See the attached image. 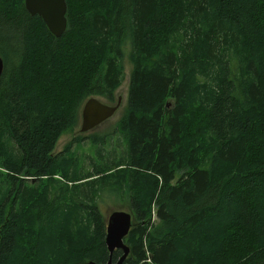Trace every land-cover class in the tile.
Segmentation results:
<instances>
[{"label":"trees","instance_id":"16d2710c","mask_svg":"<svg viewBox=\"0 0 264 264\" xmlns=\"http://www.w3.org/2000/svg\"><path fill=\"white\" fill-rule=\"evenodd\" d=\"M66 4L55 38L0 0V264L106 262L105 191L128 200L124 264H264V0ZM125 57L124 154L87 172L79 138L55 148Z\"/></svg>","mask_w":264,"mask_h":264},{"label":"rangeland","instance_id":"374dc122","mask_svg":"<svg viewBox=\"0 0 264 264\" xmlns=\"http://www.w3.org/2000/svg\"><path fill=\"white\" fill-rule=\"evenodd\" d=\"M124 67V80L115 93V101L108 103L106 99L99 97L106 104H115L117 99L120 98V107L116 113L99 127L86 133H80V108L76 126L62 134L57 142L55 152L60 153L65 150L67 144L74 141V138L81 139V142H78V144L71 143L68 156L76 159L77 166L83 170H89L92 161L95 164V162L99 163L101 159H105L110 164L113 161L119 160L124 154L125 140L121 132L117 129V122L126 108L128 74L131 67L126 57L124 58ZM96 203L98 210L103 216H107L113 210L127 211L129 207L127 198L121 197L116 191H105L101 193L96 199ZM152 218L156 219L155 216Z\"/></svg>","mask_w":264,"mask_h":264},{"label":"water","instance_id":"95a60500","mask_svg":"<svg viewBox=\"0 0 264 264\" xmlns=\"http://www.w3.org/2000/svg\"><path fill=\"white\" fill-rule=\"evenodd\" d=\"M24 7L30 16H38L42 19L49 32L56 38H60L66 30V0H24ZM3 70V62L0 57V76ZM103 104L98 99L91 97L85 101L81 111V132H87L98 126L104 120L110 118L119 106ZM131 227V216L124 211H114L107 219L105 245L111 256L115 249L121 250L122 255L113 261L111 257L102 264H123L129 249L123 239ZM88 264H96L89 262Z\"/></svg>","mask_w":264,"mask_h":264}]
</instances>
